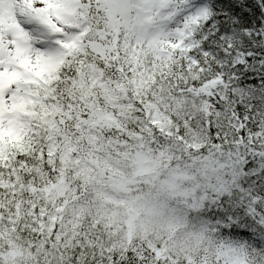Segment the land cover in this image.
I'll use <instances>...</instances> for the list:
<instances>
[{
  "label": "snow or ice",
  "instance_id": "obj_1",
  "mask_svg": "<svg viewBox=\"0 0 264 264\" xmlns=\"http://www.w3.org/2000/svg\"><path fill=\"white\" fill-rule=\"evenodd\" d=\"M0 264H264V0H0Z\"/></svg>",
  "mask_w": 264,
  "mask_h": 264
}]
</instances>
